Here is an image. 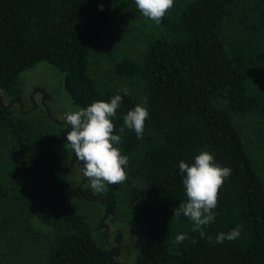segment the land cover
<instances>
[{
  "label": "trees",
  "instance_id": "obj_1",
  "mask_svg": "<svg viewBox=\"0 0 264 264\" xmlns=\"http://www.w3.org/2000/svg\"><path fill=\"white\" fill-rule=\"evenodd\" d=\"M142 17L135 0H0V251L21 254L42 243L39 264H117L122 251V233L105 247L75 206L77 159L62 133L14 112L22 73L47 62L81 108L123 98L113 134L129 156L127 180L104 193L79 186L83 199L103 207L104 237L121 217L138 228L135 264H264V177L237 122L264 120V0H174L139 58L112 60L110 74L132 84L125 95L100 77L96 53L113 31ZM145 98L142 138L126 127L120 133L123 117ZM201 151L231 169L203 238L189 218L174 217L186 200L179 163L191 165ZM43 213L52 224L46 233L33 224ZM237 225V239L216 243ZM179 234L188 238L177 243Z\"/></svg>",
  "mask_w": 264,
  "mask_h": 264
},
{
  "label": "rangeland",
  "instance_id": "obj_2",
  "mask_svg": "<svg viewBox=\"0 0 264 264\" xmlns=\"http://www.w3.org/2000/svg\"><path fill=\"white\" fill-rule=\"evenodd\" d=\"M161 25L146 17H142L130 27H122L113 31L105 44L97 50V62L100 66V77L109 88L133 90L132 84L120 80L110 74L109 67L116 56H130L139 58L144 51L149 36L153 30L159 31ZM23 84L22 101L14 102L16 114L30 117L38 123H46L51 128H57L66 140L70 125L64 119L65 113L81 108L77 106L66 93L63 86V74L55 66L40 62L22 73ZM41 88L42 90H37ZM6 103L12 100V95L3 91ZM48 95V97H45ZM238 127L242 131L246 144L251 151L257 169L264 177V120L258 116H240L237 118ZM52 125L54 127H52ZM67 143V140H66ZM74 154V152H72ZM80 161H74L70 182L72 200L77 209L89 220L98 240L107 248L116 244L117 234H123L121 255L117 264H135L139 249L138 228L130 221L121 217L110 221L108 236L104 237L99 228V221L103 216V207L99 202L87 201L79 193V186L83 183L91 187L89 180L83 176ZM36 228L48 232L52 224L46 213L33 219ZM3 250V251H2ZM46 248L39 243L32 250L27 249L19 254L13 247L0 251V264H39L45 255Z\"/></svg>",
  "mask_w": 264,
  "mask_h": 264
},
{
  "label": "clouds",
  "instance_id": "obj_3",
  "mask_svg": "<svg viewBox=\"0 0 264 264\" xmlns=\"http://www.w3.org/2000/svg\"><path fill=\"white\" fill-rule=\"evenodd\" d=\"M142 15L159 26L166 14L174 7V0H135ZM128 94L127 88L122 90ZM122 96L117 94L109 101L98 100L86 108H78L65 113L64 119L70 125L66 140L75 157L82 164V173L95 193H104L108 185H117L127 180L126 167L129 156L122 154L118 147L121 135L113 134L117 110L122 104ZM149 110L144 104H137L123 117L124 127L134 130L138 138H142ZM179 171L183 176L186 190V200L174 210V217L181 215L193 222L192 231H200L204 237V226L214 222L218 205L219 192L225 180L231 175L229 167H223L216 162L209 151H201L191 165L184 161L179 163ZM242 232V226L237 225L228 233H220L216 243L237 239ZM188 237L186 234L176 236V242L182 243ZM211 241V237H208ZM195 243V240L192 241Z\"/></svg>",
  "mask_w": 264,
  "mask_h": 264
}]
</instances>
